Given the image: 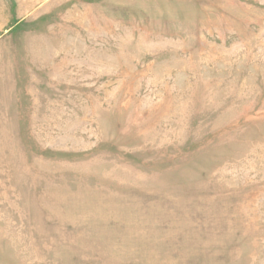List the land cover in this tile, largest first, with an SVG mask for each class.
Instances as JSON below:
<instances>
[{
  "label": "rangeland",
  "instance_id": "obj_1",
  "mask_svg": "<svg viewBox=\"0 0 264 264\" xmlns=\"http://www.w3.org/2000/svg\"><path fill=\"white\" fill-rule=\"evenodd\" d=\"M0 264H264V0H0Z\"/></svg>",
  "mask_w": 264,
  "mask_h": 264
}]
</instances>
